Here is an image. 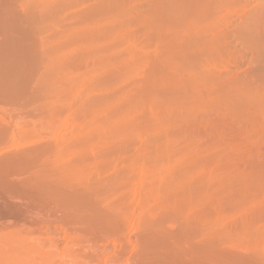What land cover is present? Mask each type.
Returning <instances> with one entry per match:
<instances>
[{
    "label": "bare ground",
    "instance_id": "6f19581e",
    "mask_svg": "<svg viewBox=\"0 0 264 264\" xmlns=\"http://www.w3.org/2000/svg\"><path fill=\"white\" fill-rule=\"evenodd\" d=\"M146 1L142 2L144 9L141 8L143 11L139 12L135 0H94V3L90 2L92 5L87 4L91 8L85 10L87 12L83 18L72 24L75 19L71 20L73 16L69 17L71 13L68 15L67 12L74 6L87 3L86 0H0V264H35V261L37 264L38 259L40 264H46L53 252L62 254L51 251L58 247L57 244L51 250L45 245L52 255L46 253L44 245L39 248L42 251L37 250L42 241L35 244V241H31L30 232H27L34 217H38L34 218L37 222H34L35 225L46 224V220L44 223L39 221L45 216H49V223L53 224L54 221L57 225L58 221L55 222L54 218L61 214L64 218L73 217L72 222L77 219L76 223L91 235L118 233L122 236L123 233L125 239L127 234H124V229L128 218H132L133 205L128 208L130 215L129 211L126 212L129 215L127 219L124 213L120 214L111 207H115V203H112L116 198L120 199L123 193L127 198L129 194L126 190L132 193V201L140 195L138 199H144L150 205H160L159 210L146 208L142 213L144 216L138 219L143 220L145 227L142 228L145 234L140 241L143 264H264V211L259 214V208L264 204V164L261 163L263 167L257 173L255 170H241L243 168L239 167V161L255 163V159H251L255 155L252 157L251 154L258 153L247 151V148V152L244 151V143L234 128L240 124L255 135L260 131L264 134V0ZM87 5L82 6L86 9ZM245 8L250 9L246 11ZM241 9L246 12L241 11L244 12L242 15L247 17L242 20L244 23L237 24H240V28L237 31L234 29L233 34L245 53L251 52L255 66L252 74L255 77L252 78L259 87L262 85L261 88L237 77L224 78L219 73L216 76L211 70L220 63V59H217L216 65V58L230 51L227 49L234 48L226 41L230 39L225 29L228 18L232 16L234 20L238 15L234 14L238 11L241 13ZM137 23V27L142 26L140 31L148 34L144 45L143 40L141 45L138 41L135 43L137 34H134L131 26L136 29L134 24ZM146 35L143 34V37ZM155 44L160 45L159 49H155ZM148 48L156 51L151 50L153 54H148ZM150 54L153 56L150 57ZM211 61V65L214 63L212 68L208 67ZM140 68H146L149 76ZM116 70V74L122 70L120 78L123 80L120 81L128 84V87L131 86L125 80H131L130 84H133L135 78L141 77L139 70L147 78L143 77L145 79L137 91L132 90L133 87L123 90V86L116 84V78L114 84L111 82ZM131 73L139 78H131ZM107 76L111 78L109 82L112 87L107 83L110 80ZM96 77L107 78L101 82L107 83L105 88L109 86L113 92L103 89V93H106L103 97L101 93L98 98L99 92L96 94L94 91L99 90L97 86H100V81L98 85L96 82L100 79ZM94 81L95 90L92 88ZM115 86L117 89L123 87L122 91H117ZM84 88L93 93L89 95L86 91L89 96L82 95ZM81 111L86 112L83 113L86 121H82L84 117L80 118L85 124L79 125L75 116ZM210 112L215 115L210 116ZM177 124L186 125L184 133H180L183 130L178 132L180 135L174 132L179 127L172 126ZM203 126L205 129L208 126V134L214 133L210 137L216 135L219 139L213 137L215 144L212 142L214 145L211 146L204 141L203 146H209L204 149L200 147L201 144L198 145V139L195 140V136L198 138L203 134L197 135L203 132ZM171 127L175 135L169 132ZM233 130L237 135L233 134ZM140 135L150 141L146 139L150 147L143 150V145L141 151L135 154L138 148L134 146L133 150H137H132L135 155L132 153L130 157V167L121 169L130 179L132 192L128 186H122L125 182L117 176L112 178L110 175L111 180L108 181L109 178L101 179L103 183L94 178V174L99 177L96 173L102 166L108 168L104 164H112L114 160L117 161L115 155L118 158L122 155L120 150L127 146L121 144L129 142L132 136L136 139ZM225 136L229 139L224 146L220 143ZM140 137L139 140L142 139ZM241 138L244 139L243 136ZM259 140L264 144L261 138ZM111 148L118 150L111 154L113 156L110 155L113 151H106ZM110 158L114 160L111 162ZM105 169L103 172L110 171ZM218 171L221 172L219 175ZM221 174H224L223 180L220 179ZM226 180L238 183V188H235L238 190L237 196L231 195L229 202L220 200L227 202L229 210L226 204L220 203L212 208L215 211H207L211 215L203 212L206 202L217 196L222 187L225 191ZM228 185L227 192L230 190ZM119 187L123 193L121 190L118 192ZM223 191L220 193L226 194ZM221 194L220 197L223 196ZM227 210L229 212L225 215ZM254 210H258V214ZM52 215L53 219L50 218ZM239 217L242 221L239 222L238 231L237 224L235 226V238L247 250H251L249 254L240 255L232 250L219 249L221 237L227 239L230 234L228 221L234 218L236 222ZM171 222L178 225L177 231L168 229ZM45 230L48 231L47 228ZM32 244L36 245V249L32 248ZM63 253L62 256H55L66 257V251ZM31 254L39 258L36 260L33 257V261ZM51 260L47 264H51ZM56 261L52 264H58L59 261Z\"/></svg>",
    "mask_w": 264,
    "mask_h": 264
},
{
    "label": "rangeland",
    "instance_id": "374dc122",
    "mask_svg": "<svg viewBox=\"0 0 264 264\" xmlns=\"http://www.w3.org/2000/svg\"><path fill=\"white\" fill-rule=\"evenodd\" d=\"M87 1V3L86 2H83L82 3V5L85 7V5H89V4H91L90 2H93L94 3V0H86ZM88 1H89V3H88ZM136 1V3L138 4V10H139V12H141V11H143V10H141V8H143L144 9V5L142 4V2L143 1H146V0H135ZM141 1V2H140ZM86 3V4H85ZM144 3V2H143ZM147 3V1L145 2V4ZM85 4V5H84ZM140 4H142V6H140ZM82 5H78V6H74L73 8H72V10H70V11H68L67 12V14L70 12L71 13V15H70V13L68 14V15H70L69 17H71V16H73V18L71 17L70 19L72 20V19H75L73 22L72 21H70V23L72 22V24H76L77 23V20L78 19H80L82 16H84V14H85V12H87V11H85V10H88V9H90L91 8V6H90V8L88 7V5H87V7H86V9H84V7L82 6ZM92 5V4H91ZM147 6V4L145 5V7ZM76 7V8H75ZM70 8V9H71ZM80 8H82V9H80ZM250 8H252V7H250ZM250 8H247L248 10L250 9ZM76 9V10H75ZM247 9L245 8V10L247 11ZM69 10V9H68ZM75 10V11H74ZM78 10H80V11H78ZM245 10H243V9H241L240 10V12L241 11H244L245 12ZM77 11V12H76ZM73 12V13H72ZM79 12H80V14H79ZM244 12H241V13H239V11H238V13L236 12L234 15H237V17L235 16H233L235 19L233 20V19H231L232 18V16H231V18H228L229 20H228V22H227V31H226V29H225V32L227 33V36H229V39H230V41H228V40H226L227 42H229V43H231V45L233 46L234 45V48L232 49V48H230V49H227V50H230V51H225V53H222V55L221 56H219L218 58H216L215 60H214V62L216 63V65H217V59H220L219 61H220V63H218V67L216 66V68L215 67H213L212 68V66H214V63H213V65H211V63H212V61L210 62V66H208V67H211L210 69L213 71L212 73H214L215 75L217 74V75H219L220 77H228L229 79H231L232 77L234 78H236L237 77V79H239V80H244V81H246V82H251V84H253V86H258L259 84H255L254 82L256 81V80H254L253 78L255 77H253V75H254V72H255V70L253 71V69L255 68V66H254V64H252L254 61L253 60H251L253 57H251L252 56V54H251V52H246V53H248V54H246L245 53V49L243 48L242 49V47H241V44L239 45L238 43H237V41H238V39H237V36H234V34H233V30L235 29V31H237L236 29L237 28H240L239 26H240V24L239 25H237L239 22H243L244 23V21H242V20H245L246 19V17H247V15H245V16H243L244 15ZM248 12H250V11H248ZM75 13H78V14H75ZM242 13H243V15H242ZM246 13V12H245ZM74 14V15H73ZM242 17H241V16ZM75 16V17H74ZM78 16H80V17H78ZM83 18V17H82ZM232 21V22H231ZM68 23H69V19H68ZM139 23H137V24H134V26H136V29H133L134 27H133V25L131 26V29L132 30H134L135 31V35H133L132 33V30H131V34L133 35V36H135V37H137V38H135L136 40H135V43L137 42V43H139L140 45H141V43H142V41L141 40H143V45H144V39L146 38H148V34L146 35V33H145V31H140L142 28H140V27H142V26H139V27H137V25H138ZM229 24V25H228ZM234 25H237V26H234ZM242 26V25H241ZM133 27V28H132ZM144 29V28H143ZM228 29H230L231 30V32H230V30H228ZM130 30V29H129ZM128 30V31H129ZM136 30H138V31H136ZM239 30V29H238ZM130 32V31H129ZM142 32H144V33H142ZM140 33V34H139ZM229 33V34H228ZM143 34H144V36L146 35L147 37H143ZM237 35V34H236ZM232 36H233V38H232ZM139 37H142L143 39H140ZM236 37V39H234ZM227 38V37H226ZM145 39V40H146ZM228 39V38H227ZM231 39H234V40H231ZM148 40V39H147ZM147 40L145 41V44H146V42H147ZM141 41V42H140ZM231 41H233V43L231 42ZM236 43V44H235ZM139 44H137V45H139ZM236 45H239L238 47L236 46ZM154 46H156V44L154 45ZM160 46V45H159ZM159 46H156V50L157 49H159ZM158 47V48H157ZM232 49V50H231ZM237 49V50H236ZM151 50H153L154 52L156 51V50H154V49H152V48H148V50H146V53H148V52H150ZM236 50V51H235ZM152 52V51H151ZM150 52V53H151ZM227 52V53H226ZM233 52V53H232ZM237 52V53H236ZM145 53V52H144ZM228 53H230V54H228ZM232 53V54H231ZM243 53V54H242ZM149 54V53H148ZM151 54H153V53H151ZM150 54V57H152L153 55H151ZM225 54H228V56L226 55L225 56ZM235 54H236V56H235ZM240 54H242V55H240ZM251 54V55H250ZM156 55V54H155ZM239 55V56H238ZM155 57V56H154ZM227 57V58H226ZM236 57V58H235ZM247 57V58H246ZM221 58H225V59H223V60H221ZM233 58V59H232ZM235 58V59H234ZM242 58V59H241ZM244 59V60H243ZM235 60V61H234ZM250 60H251V62H250ZM226 61H228V63L226 62ZM231 61V62H230ZM242 61V62H241ZM249 62V63H248ZM230 63V64H229ZM234 63V64H233ZM224 64V65H223ZM226 64V65H225ZM250 64H252V65H250ZM223 65V66H222ZM143 66V65H142ZM226 67V68H225ZM230 68V69H229ZM248 68V69H247ZM140 69H142V68H140ZM209 69V70H210ZM219 69H220V72H219ZM224 69V70H223ZM226 69L228 70V71H226ZM233 69V70H232ZM250 69L253 71H250ZM144 72H145V74H148L147 76H149V72L148 71H145V70H147L146 68L145 69H142ZM142 70H139V72H138V75L139 76H141L142 77V79L140 80V78L138 77V76H136L137 74H135L134 75V73H131V74H129V75H133L131 78H133L134 76L135 77H138L139 79H137V78H133L132 80H133V84H130V82L132 83V81L131 80H129L130 82H128L127 80H125L127 83H129V86H131V87H128V84H125L124 82H121L120 80H123L122 78H120V77H122V74L121 73H123L122 72V70L120 71V70H118L119 71V73L120 74H116V72H117V70L115 71V72H113V74H114V78H112L113 79V81H111V78H108V76H107V78L108 79H110V80H107V83L109 82V81H111V82H113V84H114V79L116 78L117 80H116V84H119V85H121V86H123L122 88H123V90L124 89H126V88H134V89H132V90H134V91H137L138 90V88H139V85H141L142 83V80L143 79H145V78H143L144 76H146L145 74L144 75H142L144 72H141ZM210 70V71H211ZM218 70V71H217ZM250 71V72H249ZM147 72V73H146ZM125 73V72H124ZM219 73V74H218ZM233 73V74H232ZM253 74V75H252ZM123 75H125V74H123ZM128 75V76H129ZM216 75V76H217ZM230 77H229V76ZM234 75V76H233ZM252 75V76H251ZM127 76V77H128ZM147 76H146V78H147ZM251 76V77H250ZM109 77H111V76H109ZM127 77H126V79H127ZM253 77V78H252ZM98 77H96V79H97ZM106 78V79H107ZM243 78V79H242ZM96 79H94V80H96ZM98 79H100V78H98ZM97 79V80H98ZM104 79L105 78H102V79H100V80H98V82H96V81H94V84H92V88H94V90L97 88V87H100L99 88V90L98 89H96V91H94L91 87H89V89L91 88V90H89L88 89V87H86L89 91H94V93H96V94H98V92H99V94H98V98H100L101 96L103 97L104 96V94L106 93H103V89L105 90V89H109V91L110 92H113L112 91V89L111 88H109V86H111V83L109 82V86H108V88H105L106 87V85L105 84H107V83H104L103 84V82H104ZM106 79H105V81H106ZM129 79V78H128ZM256 79V78H255ZM119 80V81H118ZM99 81H100V86L98 85L99 84ZM101 81H103V82H101ZM134 81L136 82V83H134ZM95 82H96V84L98 85L97 87H96V84H95ZM139 82V83H138ZM138 83V84H137ZM141 83V84H140ZM258 83H260L259 81H258ZM103 85V88H102V85ZM136 84V85H135ZM127 85V86H126ZM137 85H138V87H137ZM114 86V85H113ZM121 86H119V88L121 87ZM135 86H136V88L137 89H135ZM96 87V88H95ZM112 87V86H111ZM259 87V86H258ZM262 87V85L259 87V88H261ZM115 88H116V86H115ZM115 88H113V89H115ZM117 88H118V85H117ZM116 88V90L117 91H119V90H121L122 91V88L121 89H117ZM87 89H83L84 91H83V93H82V95H84V96H89L91 93H93V92H89ZM100 89H101V91H100ZM111 89V90H110ZM116 90H114L115 92H116ZM89 93V95L87 94V92ZM106 91V90H105ZM85 92H86V94H85ZM108 92V91H107ZM120 92V91H119ZM101 93H103L101 96H99ZM83 96V98H82V96H80L82 99H84L85 97ZM97 97V96H96ZM80 98V99H81ZM83 110H87V109H83ZM82 110V111H83ZM81 111V112H82ZM83 113H86V112H82V113H77L76 115L77 116H75L76 118V122L79 124V123H82V124H85V123H83L84 121H86V118H85V115L83 114ZM211 113V112H210ZM212 113H214L213 111H212ZM210 114V116L211 115H213V114ZM75 115V114H74ZM208 115H209V113H208ZM215 115V114H214ZM213 115V116H214ZM79 116V117H78ZM87 116V115H86ZM209 116V117H210ZM212 116V117H213ZM78 117V118H77ZM84 117V119H82ZM82 119V121H81V119ZM215 118V117H214ZM79 122H78V121ZM81 124V125H82ZM80 125V124H79ZM179 127V128H177V127ZM181 126V127H180ZM186 125H174V126H172V127H175V128H177V129H174V132L175 131H177L176 133H178L179 131H181V130H183V131H181L180 133H184V131H185V129H184V127H185ZM172 127L169 129V132H171V134H174V132L171 130L172 129ZM183 127V129H180V128H182ZM204 127V126H203ZM208 127V126H207ZM207 127H206V129H205V127L203 128V129H205V130H207L208 132L206 133L202 128H201V130L203 131V132H200L199 134H197V135H200L201 133H203V134H201V136H199L198 138H197V136H195L196 138H195V140H197L198 142H199V146H200V144H201V148L202 149H204L205 147L207 148V147H209V146H211V145H214L215 143H214V141H213V137H215V136H213V137H210V135H212V134H214V133H211V134H208L209 133V130L207 129ZM186 128V127H185ZM234 128H235V132L236 133H238L239 135H238V137H239V139H241V142H242V144L244 143V147L242 146V144H241V146H242V148L243 149H245L244 151H246V148L248 149L247 151H252V152H255V153H258V154H251L252 155V157H253V155H255L254 156V158H251V159H255V161L257 162H255V163H253V162H246L245 163V161H243V160H241V161H239L240 162V165H239V167L240 168H243V169H241V170H246V171H251V170H255V172L257 173V170H259V169H261L263 166V164H264V144L263 143H260V138H261V141L262 142H264V140H262V139H264V137H262V136H264V134L262 133V131H260V132H258V133H256V135H255V133L253 134L252 133V131L249 129V128H246V127H243L242 125H240V124H238V125H236V126H234ZM179 129V130H178ZM236 129H237V131H236ZM239 129V130H238ZM171 130V131H170ZM240 131V132H239ZM233 132H234V130H233ZM232 132V133H233ZM233 133L234 135L236 134V133ZM180 133H178L179 135H180ZM242 133V134H241ZM247 133V134H246ZM250 133H252V134H250ZM177 134V135H178ZM244 134V135H243ZM260 134H262V135H260ZM175 135V134H174ZM222 135V134H221ZM228 136L230 135V134H227ZM237 135V134H236ZM243 136V138L245 139H242L241 137ZM141 136V135H140ZM136 136L137 138L135 139V136H132L133 138H131L130 140H129V142L128 141H126L125 143H128V145L127 144H121L122 146H124V145H126L127 147H122V146H120L119 144H118V146H120L121 147V149L123 150H120V147H118V146H116V145H114L115 147L114 148H119V150L121 151L120 153L122 154V155H119V158H120V160H119V158H118V156H116L115 155V157H116V159H117V163L115 162V160L114 159H112V158H110V161L112 162L113 160H114V164H115V166H114V164L112 163V164H109V162H108V164H104V165H108L107 167L108 168H104L105 166H102V169L104 168L105 169V171L108 169V170H110V171H106V172H103L104 171V169L102 170V169H100V171L102 170V172H100V171H98V173H96L97 174V176H99V177H96V175L94 174L93 176H94V178H98V180L100 181V182H102L103 183V179L104 180H106V178H109V179H107V181L108 180H111L110 178H111V176H112V178H113V176L114 177H118V178H120L123 182H125V184H122V186L123 187H126V186H128V188H130L131 189V192H132V186H131V183H130V179L128 178V175H125L126 173L123 171V170H126V168H128V166L130 167V165H131V162H132V158L130 159V157H132L133 156V154H134V152L133 151H136L137 149L135 148V150H133V148H134V146L136 147L137 146V148H138V150L135 152V154L137 153V152H139V151H141V149H142V146L144 147L143 148V150L144 149H147V148H149L150 146V144L149 143H147L149 140L145 137V136ZM193 136V137H194ZM241 136V137H240ZM247 138H246V137ZM249 136H251L252 138H249ZM253 136H254V138H253ZM256 136V137H255ZM139 137L140 138H142L141 140H139ZM218 136H216L215 138L219 141V139L217 138ZM222 137V136H221ZM210 138V139H209ZM214 138V139H215ZM224 138V141H222L220 144H222V145H224L225 146V144L226 143H224V142H226V140L227 139H229V138H227L226 136L225 137H223ZM259 138V139H258ZM148 141H147V140ZM207 139L209 140V142L207 141ZM222 139V138H221ZM248 139V140H247ZM252 139V140H251ZM134 140V141H133ZM136 140V141H135ZM201 140V141H200ZM141 141V142H140ZM210 143L209 144V146H208V144H207V146H205V144H204V146H203V143ZM239 141V140H238ZM244 141V142H243ZM249 141H250V144H249ZM137 142V143H136ZM139 142V143H138ZM150 142V141H149ZM201 142V143H200ZM214 144H213V143ZM215 142H217V141H215ZM240 141H239V143H241ZM132 143V144H131ZM133 143H135V144H133ZM142 143V144H141ZM218 143V144H219ZM245 143H247V144H245ZM132 145V147H131V145ZM138 144V145H137ZM149 144V145H148ZM217 144V143H216ZM141 145V146H140ZM146 145H148V147L146 146ZM245 145L246 146H248V147H245ZM250 145H251V147H250ZM254 145H256V147L254 146ZM223 146V147H224ZM254 146V147H253ZM112 147H113V145H112ZM129 147H131V149L129 148ZM114 148H111L112 150H106L107 152H111V151H113V153L111 152L110 153V155L111 154H114V151H116L117 149H115V150H113ZM141 148V149H140ZM259 148V149H258ZM104 149V148H103ZM127 149H130V150H128L129 152H131V154L128 152V151H126L125 152V150H127ZM257 149V150H256ZM102 150V149H101ZM105 150V149H104ZM102 151V152H105V151ZM133 150V151H132ZM254 150V151H253ZM118 151V150H117ZM246 151V152H247ZM257 151H259V152H257ZM262 151V152H261ZM102 152H100V153H102ZM127 152H128V154H127ZM116 153V152H115ZM119 153V154H120ZM133 153V154H132ZM249 153H251V152H249ZM117 154H118V152H117ZM127 156H126V155ZM134 154V155H135ZM262 154V155H261ZM124 155V156H123ZM130 155V156H129ZM111 156H113V155H111ZM126 156V157H125ZM226 156V154H224V156L223 157H225ZM257 156H259L260 158H258ZM123 157V158H122ZM128 157V158H127ZM258 158V159H257ZM112 159V160H111ZM125 159V161L123 162V160ZM128 159V160H127ZM227 159V158H226ZM262 159V160H261ZM109 160V159H108ZM131 161V162H130ZM253 161V160H252ZM261 161V162H260ZM110 162V163H111ZM242 162V163H241ZM243 162L245 163V165H241V164H243ZM107 163V162H106ZM222 163L223 164H225V161L224 160H222ZM261 163H263L262 165H261ZM117 164V165H116ZM127 164V165H126ZM110 165V166H109ZM112 165V166H111ZM248 165L250 166V167H248ZM256 165V166H255ZM258 165V166H257ZM120 167V168H117V167ZM241 166H243V167H241ZM251 166H253V167H251ZM262 166V167H261ZM109 167H111V168H109ZM247 167V168H246ZM257 167V168H256ZM117 168V169H116ZM246 168V169H245ZM254 168V169H253ZM264 168V167H263ZM121 169H123L122 170V172H121ZM248 169V170H247ZM250 169V170H249ZM112 170V171H111ZM114 170V171H113ZM116 170V171H115ZM119 172H118V171ZM219 171H221L222 172V170H220V168H219ZM217 172L218 173V175L221 173V172ZM260 171V170H259ZM118 172V173H117ZM247 172V173H248ZM252 172V171H251ZM250 172V174H252ZM103 173H105V174H103ZM107 173H109V174H107ZM114 173V174H113ZM119 173H121V174H119ZM124 173V174H123ZM99 174V175H98ZM103 174V175H102ZM128 174V173H127ZM255 174V173H254ZM111 175V176H110ZM222 175V177H220V179H222L223 180V175L224 174H221ZM104 176V177H103ZM103 177V178H102ZM127 177V178H126ZM225 177V176H224ZM93 178V179H94ZM95 179V180H96ZM102 179V180H101ZM120 179H119V181H120ZM227 181V183L226 182H224L225 184H226V188H225V191H223L222 190V188H221V191H223V193H226V194H221L220 192L218 193V195L217 196H214V197H212L211 199H210V201L212 200V202H210V201H208V202H206V204H205V206H203L205 209L203 210V212H207V211H215V209L213 210L212 208L214 207V205L216 204V206L218 207L219 205H220V203H223V202H221L220 200H227V202H229L228 201V199H229V197L232 195L233 196V194H235V196H237L238 194H236V191H238V190H236L237 188H238V183H236V182H234V181H232V183H231V180H226ZM231 183V184H230ZM233 183H235V184H233ZM225 184H222L223 186L225 185ZM229 184V185H228ZM233 184V185H232ZM237 184V185H236ZM227 185H228V192H227ZM236 185V186H235ZM118 187V186H117ZM233 187H234V190H233ZM237 187V188H236ZM120 189H117L118 190V192H119V190H121L120 192H122V189H121V187H119ZM236 188V189H235ZM130 189H129V191H130ZM116 190V191H117ZM124 190H126V189H123V191ZM125 192H127L128 194V196L127 195H125V196H127V198L125 197L124 198V193L122 194V197H119L120 199H118V198H116L115 199V201L112 203V205H114V203H115V207L114 206H112L111 208H113L114 210L116 209V210H118V213H120V214H123V215H126V219L128 218V216L130 215V211L128 210V208H130L132 205H133V207H131V211H133V212H131V216H132V218H128V220H129V222H128V220L126 221V227H125V229H124V234H127V235H125V239H123L124 237V235H123V233H122V236L120 235V234H118V233H115V234H117V236L118 237H116L115 236V234H109L108 236H109V240H107L108 239V236H106V235H104V236H101V235H99V234H95L94 233V235H93V233H92V235L89 233V232H87V231H85L83 228H82V226L79 224V223H76V220L77 219H75V221L74 222H72L73 220H74V218L73 217H65L66 218V220H65V218H64V216H62L61 214L60 215H58V216H56L55 218H54V216L53 217H51L50 216V218L51 219H53L54 218V220H55V222H56V220L59 222V224H58V222H57V225H56V223H54V221L52 222L53 224H51V223H49L50 222V219H49V216H45V217H43V219L42 220H39L40 222L42 221H44V220H46V221H44L46 224H50V226H49V224L46 226V224H40V225H35L34 224V222H36V219L38 218V217H34V218H36L35 220H34V218L32 219V225H30L29 227V229H27V232L29 231L30 232V238H31V241L32 242H34L35 241V244H37V241H42V243H44V244H40V246L39 247H37V250L38 251H42L43 249H45L46 248V246H47V248L49 249V250H51V249H53L54 247H56V246H58L59 248H60V246H61V249L60 250H58L59 248L57 247L56 249H53V250H51V251H54L55 250V252L57 251H60V253H62V254H59V253H56V254H54V252H53V255L51 254L52 252L50 251V253H49V250H47V248H46V253L48 252L50 255H52L53 257H56L55 255H64V251H66V257H69V258H66V257H64L63 256V258L64 259H66L65 261L63 260V258L61 257V256H59V258L58 257H56L58 260L56 261L55 260V258L53 259L52 258V256L50 257V256H48V258L51 260V258L53 259V260H55L56 262H58V264H63V262H64V264H78L79 262V264H86L87 262V264H143V259H142V255H141V253H142V243L140 242V241H142L141 240V238L143 237V233H144V230L145 229H142V228H145L144 227V225H142V221L141 220H138V219H140V217L143 215L142 213L144 212L145 213V211H146V208H147V210L148 209H150L151 211L153 210H155V209H158L159 210V206L160 205H158V203H154V204H152L151 202V204L153 205V206H157L158 208H155V207H152V205H150L149 204V202H146V201H144V199H140L141 200V203H139L140 202V200L138 199V197L140 196H136L134 199V201H132V197H131V194L132 193H129L128 192V190H126ZM230 192V193H229ZM220 194H221V196L222 197H220ZM224 195L225 196H227V197H224ZM231 196V197H232ZM235 196H233V197H235ZM130 197V198H129ZM223 198H225V199H223ZM128 199V200H127ZM231 199V198H230ZM229 199V200H230ZM120 200V201H119ZM121 200H123V201H121ZM127 200V201H126ZM129 200H131L132 202H133V204H132V202L131 201H129ZM218 200L220 201L219 202V204H218ZM118 201V202H117ZM124 201H126V202H124ZM138 201V202H137ZM143 201V202H142ZM119 202H122V205H119ZM226 202V203H227ZM129 203V204H128ZM145 203V204H144ZM146 203H148V205H146ZM225 202L223 203V204H226ZM262 203V202H261ZM128 204V205H127ZM209 204H211V205H213V206H209V208H207L208 207V205ZM222 204V205H223ZM134 205H135V207H134ZM141 205V206H140ZM146 205V206H145ZM149 205H150V207H149ZM121 206V207H120ZM124 206V207H123ZM143 206H145V207H143ZM225 206V205H224ZM226 206H227V204H226ZM139 207V208H138ZM217 207H216V209H217ZM118 208V209H117ZM119 208H122L121 210L119 209ZM135 208V211L133 210ZM144 208V209H143ZM152 208V209H151ZM154 208V209H153ZM215 208V207H214ZM258 208H259V206H258ZM113 209H112V211H113ZM141 209V210H140ZM201 209H203V208H201ZM226 209H228L229 210V208H228V206L226 207ZM225 209V210H226ZM257 209V208H256ZM120 210V211H119ZM124 210V211H123ZM200 210V209H199ZM226 211V213H224L225 215L227 214V212H229V211ZM128 211H129V215L127 214L128 213ZM200 211H202V210H200ZM262 211H264V204L263 205H261L260 206V208H259V214L262 212ZM127 212V213H126ZM254 212H258V210L256 211V210H254ZM208 213V212H207ZM212 213V212H211ZM209 215H211L210 213H208ZM215 214V212L213 213V216H215L214 215ZM258 214V213H257ZM264 214V212H262V215ZM60 216V217H59ZM137 216V217H136ZM144 216V215H143ZM213 216H211V217H213ZM264 216V215H263ZM58 217H59V219H58ZM61 217H63V219L66 221V222H64L63 221V219L61 218ZM42 217H40V219H41ZM45 218V219H44ZM71 218V219H70ZM137 218V219H136ZM142 218V217H141ZM222 218V217H221ZM223 218H225V217H223ZM60 219H62L61 221H60ZM70 219V220H69ZM131 219H132V221H131ZM135 219V220H134ZM226 219V218H225ZM238 219H239V221H238ZM238 219H236V222L235 221H233L234 220V218L233 219H231L230 221L232 222H230V221H228V226H231V228H233L232 226H234V228H233V230H231V228L230 229H228V231L230 232V234H231V236H230V234L228 235L229 237H227V239H225L223 236V238H224V240H222V237H221V240H219V244H220V246H219V249H221V250H227V251H231V252H233V253H235V254H240V255H243V254H246V253H250V249H248L247 250V248H245V246H243L240 242H237V238H235L237 235H236V233H234L236 230H235V226H236V224H237V226H236V229H237V227H238V225H239V222H241L242 220H241V218L239 217ZM72 220V221H71ZM137 221V222H136ZM139 221V222H138ZM39 222V223H40ZM43 222V223H44ZM72 222V223H71ZM141 222V223H140ZM231 224H230V223ZM37 223V222H36ZM63 223V224H62ZM76 225H75V224ZM54 224L56 225V226H54ZM60 224L62 225V226H60ZM132 224H134L132 227H131V225ZM242 224V223H241ZM43 225V227H41ZM46 227H45V226ZM59 225V226H58ZM64 225H65V227H67V229L64 227ZM130 225V226H129ZM137 225V226H136ZM139 225V226H138ZM141 225V226H140ZM9 226V225H8ZM31 226H34L33 228L31 227ZM51 226H53L54 228H52ZM77 226H79V227H77ZM81 226V227H80ZM129 226V227H128ZM136 226V227H135ZM143 226V227H142ZM174 227V229H173V227ZM50 227V228H49ZM61 227V228H60ZM239 227H240V225H239ZM28 228V227H27ZM36 228H38V231H40V232H37V229ZM47 228V230L48 231H46L45 229ZM52 228V229H51ZM63 228V229H62ZM64 228H65V230H66V232H65V230H64ZM126 228H129L128 230L126 229ZM133 228V229H132ZM139 228V229H138ZM176 228V229H175ZM34 229H36V231H33ZM43 229V230H42ZM168 229L171 231L172 230V232L174 231V230H178L179 229V227H178V225L177 224H173L172 222H171V224H168ZM31 230V231H30ZM42 230V231H41ZM68 230H69V233H68ZM81 230V231H80ZM131 230V231H130ZM44 231H46L45 233H44ZM51 231V232H50ZM135 231V232H134ZM233 231V232H232ZM237 231H238V229H237ZM43 232V233H42ZM128 232V233H127ZM134 232V233H133ZM142 232V233H141ZM175 232V231H174ZM32 233V234H31ZM41 233H42V235H41ZM48 233V234H47ZM50 233V234H49ZM52 233V234H51ZM91 235V237H92V239H91V237H89L90 235ZM35 234H37V235H35ZM47 236H46V235ZM58 234V235H57ZM67 234H68V236H67ZM72 234V235H71ZM79 234H81V235H79ZM85 234H87V235H85ZM145 234V233H144ZM40 237H39V236ZM69 235H71V236H69ZM89 235V236H88ZM96 235V236H95ZM137 235V236H136ZM234 235V237H232ZM34 236V237H33ZM42 236V237H41ZM49 236V237H48ZM59 236V237H58ZM75 238H74V237ZM86 236V237H85ZM107 237V239H106V237ZM121 236V237H120ZM139 236H140V238H139ZM142 236V237H141ZM227 236V235H226ZM36 237H38V238H40V239H36ZM44 237H46V238H44ZM96 237V238H95ZM102 237V238H101ZM104 237V238H103ZM112 237H114V238H112V239H114V241H112L111 240V238ZM127 237V238H126ZM35 238V239H34ZM61 238V239H60ZM74 238V239H73ZM101 238V239H100ZM219 238V237H218ZM232 238V239H231ZM98 239H100V240H98ZM104 239V240H103ZM123 239V240H122ZM128 239H129V241H128ZM220 239V238H219ZM60 240V241H59ZM73 240V241H72ZM93 240V241H92ZM95 240H97V241H95ZM117 240V241H116ZM133 240V241H132ZM31 241H29L30 242V244L32 243ZM120 241V242H119ZM122 241H123V243H122ZM140 243H139V242ZM227 241H229V242H227ZM56 242V243H55ZM101 242V243H100ZM117 242V243H116ZM126 242L129 244H126ZM134 242V243H133ZM233 242V243H232ZM81 243V244H80ZM105 243V244H104ZM107 243V244H106ZM223 243H225V244H223ZM35 244H32V248H35L36 249V245ZM55 244H57L56 246H55ZM70 244V245H69ZM134 244V245H133ZM136 244V245H135ZM141 246H140V245ZM233 244V245H232ZM33 245H35V246H33ZM43 245H44V248H43ZM46 245V246H45ZM66 245V247H63V246H65ZM81 245V246H80ZM85 245V246H84ZM221 245H223V246H221ZM234 246V248L232 247V246ZM31 246V245H30ZM38 246V245H37ZM135 246H136V248H135ZM236 246V247H235ZM140 247H141V249H140ZM238 247V248H237ZM39 248H43V249H40L39 250ZM74 250H73V249ZM94 248V249H93ZM238 250H237V249ZM69 250V252L67 251V250ZM88 251H87V250ZM93 249V250H92ZM133 249V250H132ZM134 249H135V251H134ZM234 249V250H233ZM241 251H240V250ZM62 250H64L63 252H61ZM107 250V251H106ZM120 250V251H119ZM75 251V252H74ZM111 252V254H110V252ZM113 251V252H112ZM84 252V253H83ZM47 253V254H48ZM68 253V254H67ZM70 253V254H69ZM122 253H124V254H122ZM248 253V254H249ZM48 254V255H49ZM96 254V255H95ZM129 254V255H128ZM247 254V255H248ZM32 256H30V258L32 257H34L36 260H37V258H39L38 256H39V253L36 255V254H34V256H33V254H31ZM69 255H71V257L69 256ZM95 255V256H94ZM103 255V256H102ZM113 255V256H112ZM140 255V256H139ZM36 256V257H35ZM40 256H41V254H40ZM100 256V257H99ZM122 256V257H121ZM139 256V257H138ZM117 257V258H116ZM32 259L33 261H35V259ZM42 257H40V259H41ZM82 258V259H81ZM92 258V259H91ZM49 259H47L48 260V262H49ZM60 259V260H59ZM115 259V260H114ZM53 260H51L52 261V263H55V261L53 262ZM90 260V261H89ZM100 260V261H99ZM108 260V261H107ZM124 260V261H123ZM132 262H131V261ZM41 261H43L42 259H41ZM106 261V262H105ZM142 261V262H141ZM38 262L39 263H37V264H40L41 262L39 261V259H38ZM47 261H46V264L48 263ZM116 262V263H115ZM35 264H36V261L34 262ZM43 263V262H42ZM51 263V262H50ZM51 263V264H52ZM43 264H45V263H43Z\"/></svg>",
    "mask_w": 264,
    "mask_h": 264
}]
</instances>
